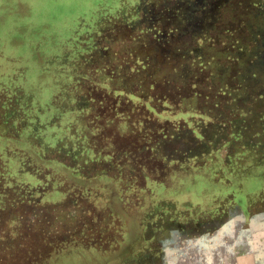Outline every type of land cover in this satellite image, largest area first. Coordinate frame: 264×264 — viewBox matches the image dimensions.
I'll use <instances>...</instances> for the list:
<instances>
[{"label":"rangeland","instance_id":"1","mask_svg":"<svg viewBox=\"0 0 264 264\" xmlns=\"http://www.w3.org/2000/svg\"><path fill=\"white\" fill-rule=\"evenodd\" d=\"M227 1L0 0V264H264V15Z\"/></svg>","mask_w":264,"mask_h":264},{"label":"trees","instance_id":"2","mask_svg":"<svg viewBox=\"0 0 264 264\" xmlns=\"http://www.w3.org/2000/svg\"><path fill=\"white\" fill-rule=\"evenodd\" d=\"M224 5H225L227 11L230 12V15H229L230 17L226 19V20H228V22L226 23L227 25L225 24L224 27H222L223 33L233 32L234 30H230L228 28L230 26V24H233L234 26L235 25L240 26L239 24L241 23L242 18L245 15H247L248 12H250L253 9L256 10V8H257V11L262 9V12L264 15V0H257V2L255 0H228ZM239 8H240V10L242 8V12L239 10ZM213 30H219V29H213ZM230 34L231 33L227 34V37L228 36L231 37ZM212 35L214 37H216V39L220 38L217 35H215L214 33ZM203 62H204V60H201L199 62V65L205 64ZM202 69H203L202 67L199 68L198 73L194 71L192 73V77H190V80L193 82L195 81L194 83H196V84L201 82L199 75H202V72H200ZM87 87H88V84H87V86H85V88H87ZM92 89H95V88H92ZM112 92L113 91H111V94H107V92H105V93L101 92L103 94L108 95L107 100L104 99L100 95H97V94L94 95V97L98 96V98L95 97V99L98 100L97 104L99 106L104 107V104L107 105V103H108L107 106H108V111L111 113V118H115L117 109H118V112H122V110H125V111L129 112L130 114H136L137 113V117L139 119L137 128H138V130L141 129L143 131V132H140V133H142L143 138L142 137L141 138L134 137L133 139H135L136 140L135 142L138 143V147L141 150H144L143 151L144 154L141 156L142 159H140V160L142 161L143 165L147 164L148 166H152L154 164H156V165L158 164V166H160L162 163L151 160L150 156H148L145 153V151H146L145 149L148 148L151 141L156 142L157 139L159 138L158 137L159 135H161V136H165L166 134L171 135V132L173 131V125L169 124V120L167 118H161V120H160V118H158L156 116L155 117L152 116L151 112L153 111V106L148 104L147 101H143L140 104V106H138V107H136L135 105H131V104L124 105V102H122V101L120 103H115L116 100H115V97L113 96L114 93L112 94ZM93 94H94V92H93ZM120 100H122V99H120ZM128 116L129 117H127V118H129V119H130V117H133L132 115H128ZM152 117H154V118H152ZM131 133H133V132H131ZM132 142L133 141H131L130 143H132ZM48 254H49V251H46V252L39 253L38 255L31 254L28 257H30L31 259L34 260L36 256L37 257L38 256L44 257V256H47Z\"/></svg>","mask_w":264,"mask_h":264}]
</instances>
